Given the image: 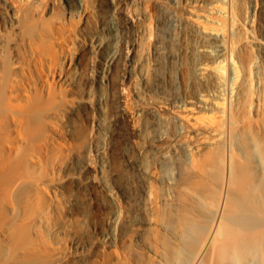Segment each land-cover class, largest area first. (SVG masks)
<instances>
[{"label": "rangeland", "instance_id": "obj_1", "mask_svg": "<svg viewBox=\"0 0 264 264\" xmlns=\"http://www.w3.org/2000/svg\"><path fill=\"white\" fill-rule=\"evenodd\" d=\"M177 1L0 0V264H157L173 207L163 167L182 196L197 174L183 144L203 130L195 102L214 83L196 70L214 39L192 20L195 0ZM149 100L163 104L153 120ZM256 136L263 183L264 128Z\"/></svg>", "mask_w": 264, "mask_h": 264}, {"label": "bare ground", "instance_id": "obj_2", "mask_svg": "<svg viewBox=\"0 0 264 264\" xmlns=\"http://www.w3.org/2000/svg\"><path fill=\"white\" fill-rule=\"evenodd\" d=\"M193 3L192 20L199 33L214 39L199 44L198 50L210 58L199 61L196 70L199 76L212 73L214 83L200 92L195 102L199 116L205 119L203 130L193 133L192 142L183 144L185 165L197 174L195 181L184 185L182 196L176 194L174 186L176 170L171 164L162 166L161 181L166 188L161 190V199L172 201L173 207L159 222L164 235L154 258L157 264H261L264 182L260 181V160L255 152L260 143L256 134L264 128V0ZM240 51L245 52L244 61ZM174 100L176 110L190 108L183 100ZM86 101L81 100L87 114ZM65 105L72 107L74 98H68ZM162 107L160 102L148 101L152 120ZM178 135L182 142L189 131L181 128ZM159 136L167 138L168 131L161 128ZM201 145L208 150L195 157L194 150ZM163 154L168 156L167 151ZM213 165L220 169L216 180L207 174ZM78 166L85 172L83 163ZM109 242L112 245L116 240ZM56 250L59 256L63 254L61 246Z\"/></svg>", "mask_w": 264, "mask_h": 264}, {"label": "built area", "instance_id": "obj_3", "mask_svg": "<svg viewBox=\"0 0 264 264\" xmlns=\"http://www.w3.org/2000/svg\"><path fill=\"white\" fill-rule=\"evenodd\" d=\"M127 54H128V53H127ZM128 55H129V54H128ZM128 60H129V58H128ZM130 62H131V60L129 61V63H128V64H130V65H131V63H130Z\"/></svg>", "mask_w": 264, "mask_h": 264}]
</instances>
